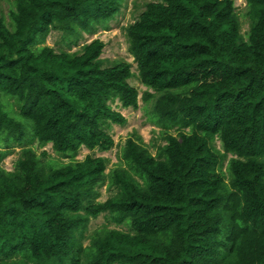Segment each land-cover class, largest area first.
<instances>
[{
	"label": "trees",
	"instance_id": "obj_1",
	"mask_svg": "<svg viewBox=\"0 0 264 264\" xmlns=\"http://www.w3.org/2000/svg\"><path fill=\"white\" fill-rule=\"evenodd\" d=\"M121 1L12 0L0 17V163L19 149L0 167V264H264V0H246L245 34L233 0L145 4L128 52L151 121L176 136L155 155L128 138L106 172L105 158L76 156L113 147L108 129L126 120L110 103L138 108L131 64L103 67L98 39L73 53L41 44L106 30ZM102 185L112 194L97 202ZM101 215L126 229L84 245Z\"/></svg>",
	"mask_w": 264,
	"mask_h": 264
},
{
	"label": "rangeland",
	"instance_id": "obj_2",
	"mask_svg": "<svg viewBox=\"0 0 264 264\" xmlns=\"http://www.w3.org/2000/svg\"><path fill=\"white\" fill-rule=\"evenodd\" d=\"M152 1L154 0H122L119 12L108 22L106 30L98 28L97 31L95 30V34H93L81 32L80 29H78L77 33L70 37L65 36L61 32L51 30L41 44L42 46H49L53 48L56 52L68 51L73 53L79 51L82 45L98 39L104 43V49L101 55L103 67L113 66L121 61L131 64V70L134 73V77L131 78L128 83L138 90V108L124 109L117 101L110 103L109 105L111 108L120 113L126 120L124 125L111 124L108 129V134L112 137L114 142L113 147L107 152L89 151L82 148L76 156V159L79 161L83 160L87 155L105 158L108 162L106 172L114 168L119 163L121 149L125 145L128 138L135 140L140 138L142 143L147 146L150 153L155 155L157 148L165 144L164 138L166 135L170 134L172 136H176V132L174 130L164 131L151 121L149 110L151 109L152 104L151 102L145 104L141 99L143 92H151V90L144 87L136 76V65L132 56L128 52V44L124 32V29L137 19L138 15L143 11L145 4ZM233 2L236 13L239 14L241 33L245 34L249 28V21L243 16L246 0H233ZM11 9L12 0H0V17L2 16L6 22L9 20V13ZM64 38L69 39L65 40ZM2 98L5 110L12 116H15L17 107L14 101L9 99L7 96ZM217 146L220 150L219 143H217ZM1 147L3 148L4 144H1ZM32 148L35 150L36 155H38L43 161L51 160L55 161L56 164L67 163L68 161L67 159L55 154L50 145H47L44 148H39L38 145L32 144ZM43 152L47 154L44 158L41 157ZM18 154L19 149H15L11 156L7 157L0 163V167L7 171H12L13 164L18 158ZM111 194V191H109L105 185H102L98 189V197L96 198V201L104 202L111 196ZM104 225L109 228L126 229L125 227L115 226L113 222H110L105 216L101 215L89 222L87 230L84 233L83 244L86 245L88 243L87 237L93 231Z\"/></svg>",
	"mask_w": 264,
	"mask_h": 264
}]
</instances>
